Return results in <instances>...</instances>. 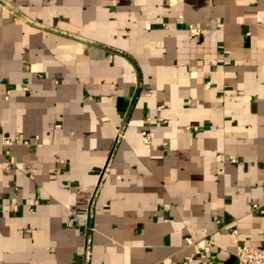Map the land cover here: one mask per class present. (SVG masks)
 Returning <instances> with one entry per match:
<instances>
[{
	"label": "crops",
	"instance_id": "crops-1",
	"mask_svg": "<svg viewBox=\"0 0 264 264\" xmlns=\"http://www.w3.org/2000/svg\"><path fill=\"white\" fill-rule=\"evenodd\" d=\"M232 230L264 249V0H0V264H237Z\"/></svg>",
	"mask_w": 264,
	"mask_h": 264
},
{
	"label": "built area",
	"instance_id": "built-area-1",
	"mask_svg": "<svg viewBox=\"0 0 264 264\" xmlns=\"http://www.w3.org/2000/svg\"><path fill=\"white\" fill-rule=\"evenodd\" d=\"M189 35L195 36L202 32L201 29L197 28L196 26L189 25L188 27ZM193 128H196L193 126ZM142 139L145 143L150 142V135L146 131L142 132ZM3 143L6 146H9L13 143V138L4 137ZM6 154L9 153V151L6 149ZM229 159L231 161H237L236 157L230 156ZM37 202V201H36ZM94 202V195L91 198L90 206H89V214L91 215L92 210V204ZM236 230L231 231V236L233 237V241L236 243L235 245V256L237 258V264H264V249L260 247H254L249 245H243L237 243L236 239ZM187 241L190 242V239L187 238ZM85 255L87 258H89L90 255V249L88 246L85 248Z\"/></svg>",
	"mask_w": 264,
	"mask_h": 264
}]
</instances>
